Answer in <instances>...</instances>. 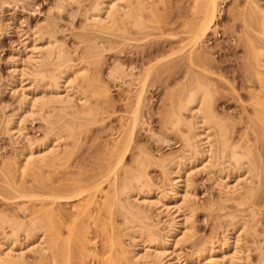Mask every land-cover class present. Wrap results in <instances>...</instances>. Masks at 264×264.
Segmentation results:
<instances>
[{"label":"rangeland","instance_id":"374dc122","mask_svg":"<svg viewBox=\"0 0 264 264\" xmlns=\"http://www.w3.org/2000/svg\"><path fill=\"white\" fill-rule=\"evenodd\" d=\"M71 1L72 0H0V168H3V166H5L4 169L6 167L8 168V165L6 166V164H9L10 161L12 162L13 160H17L18 156L16 155H19L21 151V145L16 143L14 144V142L6 135L4 128L8 119H10L13 114L17 113L19 107L17 95H15L11 90L12 85V87H15L14 83L12 84L11 82L16 77V74L13 72L15 68H13L12 66V61L16 58H19L20 56L21 58H24L25 52L22 53L24 51V48H22V41L24 39L29 40L33 31H42L41 33L43 34L47 33L53 36V38H55L58 43L61 44L64 51L66 50L67 54H69L68 56L69 58H71V61L74 65L79 64L82 60H86V62L89 64L88 68L89 66H91L89 68V71L93 70L91 72L95 74L96 77L97 75H99L97 79L100 78L101 83L103 82L102 85L104 84V86L107 87V90L109 92L107 98H110L108 100L110 101L111 105L107 107V104H105L104 108L108 109H106L105 111L103 110V114L98 112V114L93 117V121L92 119H89L90 121H84L86 124L83 125L84 122L80 124V127L76 129L77 132H75V138H78L75 139V141L73 140V143L75 144L76 142L77 146H74L72 142L67 143L66 140H64L66 141L65 143H62L63 139L60 141V144H62V150H65L67 148V150H69L72 148L71 145H73L76 151L74 150V148H72L71 151L73 153H67L70 154V156H68V160L69 157L70 160L67 162V164L69 163L67 166L66 164L63 166H66V169L63 168V170L65 171H62L60 170L61 168H59L57 174L58 172H61L58 175L55 173L56 175L54 174L55 176L51 177L53 178V180L60 177V179L56 180V183L52 180L55 185H60L61 182L62 184H64L63 182H66L67 184L64 185L67 186L61 184L62 188L68 186H71L72 188V186H75L77 188L76 191L79 189L77 187L78 184L81 185V183L83 184V182H85L84 184H86V181L91 180V182H93L98 180L97 182L102 185L100 186L102 189L104 188L103 190L105 191H103V194H101L102 196L107 193L106 191L109 192L110 190L109 187L105 185L107 184V180L103 179L107 178V176H104L105 172H103L104 175L102 174L103 180L98 176H101L100 174L102 172L100 173V171L105 169L106 163L109 159L108 156L110 157V153L112 151L111 149H113L114 142L117 141L116 139L119 140L122 139L123 136H126L125 138H127L128 136L127 132H129V125L126 124V122L130 123V120H132L131 117L133 116V113L135 111V101H137L136 95L139 92L146 70L157 59L171 55L170 58L166 59L164 65L162 64L163 66L157 67V69L152 72L151 76H149V79L146 82L147 87L144 88L145 92L141 97V105H139L137 110V118L139 121H137L138 123L135 126L134 132L132 134V142L129 146L131 148H129L128 154L125 158V163H128L127 165H131L132 163L130 162H134L131 161V159H136L135 156L138 158L140 154L143 155L142 153H147L148 155L150 154V156L155 159L165 158L168 156H180L183 150V144L181 142L179 134L175 131L170 130L171 128L169 126H164V124H166V116H168L167 112L169 113L171 111L172 106L176 108L177 106H175V103L178 104L181 99L183 100L185 98L184 96H186L185 94L189 92V90H193V87H190L193 85L196 86V80H200L199 82L204 83L205 85L207 84L211 96L213 95L212 101H214V110H216V113H218V115L223 118L224 121H228L226 123V126L230 127H228V130L230 131L229 138H232L231 141H233V143H240L239 145H241V148L245 147L250 153L249 160H251L250 162L253 163L255 168L250 178V183L252 185L249 183V185H251L249 187L253 189V193L252 190H250V198L253 199H250L249 196H247L249 200H246L245 204L240 207L235 204L238 203L235 202L237 199L230 198V201L228 199L224 201L225 197H222L223 195H221L217 190V187L214 186L211 177L209 178L208 175L204 172L200 174L197 173L196 176L194 175L195 177H192L191 183L193 186L192 189L198 200L196 204L197 206L195 207L192 214L193 221L191 220L193 222L192 233L194 237L188 240V242H183V245L181 244L179 248L181 251L179 252V258L177 261H173L172 264H210L208 263V261L201 262L194 259L196 254L199 252L198 250L202 249L204 243H207L208 241H212V245L216 246L217 242L221 240L223 234L232 232L231 225L234 222L238 224V222H241L243 219L245 220L244 222L247 221V224L250 223L249 226L246 224V228L244 229L245 235L241 236L244 238H242L243 240L240 241L242 242L240 243L242 249L241 251L243 252L242 257H244L245 259L244 264H264V240L262 238L263 236L260 235H263L264 233V131L263 127L259 125L260 123L258 121L256 122V120L254 119L256 118L255 115H257L258 113V110L255 111L256 107L261 111L264 110V102H261V100H264V96H262L264 95V68H254L256 70V74L252 66H250V68L248 67L249 65L247 61L249 60L247 59L249 56H246V54H248V51H246L245 53V50H247V41L245 40V38L247 39V36L246 32L245 34H243V31L247 30V28L245 26L243 28L245 22H242V19L245 18L246 14L245 11L244 18H242V10H244L246 7V0H244V2H242V0H237L238 2H236V0L218 1L219 11L217 12V17L215 18L214 24L212 25L211 29L207 31L202 39L203 41L201 40V43L199 44V47L196 51L198 54H200V58L202 59L199 58V61L197 63H195L194 61H197L198 59H195L193 61L195 65H193V63H190L191 65L189 64V62L185 58V55L187 53H185L184 51L182 52H184L185 54L180 53L178 55V49L181 48V46L185 43L186 35L184 37V34L186 32V28H189V23L193 20L191 18L194 17L192 13L194 12L193 10H195V8L192 7L194 6V0L193 2L192 0H165V3L162 0H150V6L153 4L152 6L154 7L151 6L152 8L150 7L148 9V11L150 9L151 11L145 12L144 14V21L147 25L144 24V27L142 28L143 31H138L142 32V35H135L137 33L135 31L133 33H129L130 35L128 34V36L127 34H124L125 37L121 36V34H118L119 32L116 31H114L115 33L113 32L115 35L114 36L113 33L109 35H101L92 34L87 29L84 30V28L87 27L86 25H84V12L86 13L87 8L90 9L94 2H96V0H78L79 2L77 4L73 2L71 3ZM257 2H259V0H257ZM260 2L263 4L262 8H264V0H260ZM154 3L160 4L155 5ZM238 3H240L239 5L241 7L237 6ZM261 3L260 6L262 5ZM60 4H63V7L60 11H58L57 7ZM154 8L155 10H153ZM236 8L239 11L241 9L242 10L240 12H235ZM234 9L235 14L233 13ZM236 13H238L239 15L236 16ZM240 15L241 17H239ZM187 19H189V22L187 21ZM131 30L133 31L134 29L131 28L130 31ZM250 30H247V33L253 32L252 35H256L258 37V35L254 31ZM182 31H184V33ZM243 35H245L246 37ZM256 36H254V38H256ZM94 38L96 41H93ZM180 39H182L184 43L181 42ZM243 39L245 40V42L243 41ZM256 41H258V38ZM259 41L257 42V44H262V42ZM181 43L182 45H180ZM245 47L246 49H244ZM175 51L178 53H173ZM89 52L93 56L90 55ZM160 55H162V57ZM79 58H81V61ZM186 62H188V66L190 65L191 68H189L190 66H187ZM18 65L21 66L22 64L18 63ZM92 65L94 67H92ZM172 67L174 69H169ZM94 71H96L98 74ZM98 83L101 85L100 82ZM260 93L262 95L257 96ZM96 97L92 96L91 98L95 100ZM257 97H261L263 99ZM177 101L179 102L177 103ZM110 103L108 102V104ZM261 103L263 106L261 105ZM253 106L256 107L254 108ZM174 107H172V109H174ZM101 110L102 109H100V111ZM97 116L99 119L97 118ZM101 117L103 119H101ZM40 121L37 119H28L27 122H25V133H27V137H29V139L31 138L33 141H39L43 139L45 132L47 133V131L49 132L51 130L50 126L48 127L49 130H47V127L44 126V122H42V120ZM87 122L90 124H88ZM250 124L253 126L257 125V129H255L256 126L251 129ZM55 126L57 125L55 124ZM55 126L53 129L56 128ZM166 127H169V129H167ZM258 128L260 132L263 131V134L258 133ZM125 129L128 131H126ZM123 132L125 133L124 135ZM113 140L115 141L113 142ZM69 144H71L70 147L68 146ZM136 150H140L137 151L138 156L135 155V153L137 154ZM133 156L134 158H132ZM4 161H8L9 163L5 162V164ZM227 162V160L222 162L224 163V167L223 164L222 167L220 166L221 168H223L221 169L222 171L227 169V167L225 168V163L226 165H229ZM255 162L257 163V165ZM158 165H155V163H150V165H148L147 167L148 170L146 168V172L148 179L154 185L161 186L163 177L161 173L162 170L160 169L161 167ZM68 166L71 167L67 168ZM228 167L229 170L232 169H230L232 165ZM7 168L5 169V171H7ZM229 170L227 169L226 171L228 172ZM95 173H99V175ZM3 174L4 172H2L1 170L0 213H15V217H19L18 220L24 221V223L28 222L31 219V216L34 215L33 213H35V211L39 209V205L41 203L37 201H40L39 198L41 196L42 188L38 189L40 187L36 186V182H33L34 178L36 177L35 179L37 180L38 176L33 175V179H30L31 176L30 178H28L29 176L27 175L26 177H23V179L21 178L23 184L25 180V185L27 186L24 187L25 189L27 188V192L30 193L28 194L27 192L23 191V193H19V190L16 189L17 184L20 185H17V188L18 186L19 188H21L22 183L20 184V177H17L19 178L16 179L17 181L14 180V183L16 182V184L14 185L8 173L7 175L9 177L7 176L8 179L6 180ZM92 174L93 176H90ZM62 176L64 179H62ZM91 177L93 179L97 178V180H93L91 179ZM72 178H74V180ZM78 179H81V183L75 182ZM8 180L11 181H9L8 183ZM68 180H70V183L73 182V184L68 183ZM8 184H10V186ZM88 184H90V182L85 186H87ZM28 186H31L33 192L31 190H28ZM81 186L82 188H85L84 185ZM106 187L108 189H106ZM38 190L41 191L38 192ZM67 191H64L66 193L65 197H69L67 195H71L74 193ZM97 192L95 193L96 198L99 197L101 203H103L104 198L102 200V196H100V193ZM147 192L148 190L146 189L144 193ZM37 193H40V195ZM111 193L112 192L107 194L111 195ZM254 193L255 196H253ZM24 194H26L27 196ZM18 195L21 196L17 198ZM22 195H24L25 198H23ZM28 196L30 197V200ZM35 196L38 198V200L37 198H35ZM26 199L29 201H27ZM74 199V197H72V199L71 197H69L68 200L66 199L65 201H57L56 203L58 205L56 203L55 205L58 206L59 209H57L55 205L54 207L52 206L53 208H55V210L57 209L59 210V212H61L59 214L57 212V214L60 216L59 218H61L60 221L65 225L64 228H62L63 234L61 240L64 243L62 242L63 244L61 243L62 245L60 244V246H63L61 247L62 251L66 250L65 252L67 254L64 252L63 256L64 260L68 257L69 262L66 259L67 264H108L110 261L113 262L114 260H116V251L114 247H111L113 245V243H111L112 240L108 238L110 235L109 231L114 233L119 230L120 232L118 231L117 233H119V235L120 233L122 234L120 236L125 246L128 249H132L131 242L125 236V230L127 231L129 225L127 227L123 226L122 228L123 224L121 222H123V219L121 220L122 217H120L117 210L115 211L116 208L113 207L114 205L110 204V206H108L110 207V211H108L106 210V207H102L104 205H100V202H98V200L97 202L99 204L97 206L102 207V209L104 208L103 212L102 210H100L101 212L98 210L100 214H96L97 218L98 215H100L98 219L101 222L95 218L94 220L97 221L95 222V225H93V218L96 217L94 212L96 213L95 209L97 208H94L96 206H91L90 210H95L94 212H91L92 214H94V216L92 217V222H90L91 220L88 222L87 218L85 219V217L83 218L81 216L82 219H84V221L86 222V224L84 225H88L89 223L88 226H84V228L81 227V229L84 231V234L80 233L81 238L78 237V234L75 236L74 234H72L73 236L71 235L72 237L70 236L71 238H69L67 233L69 226L72 225L70 226V228L73 227L75 229V227L77 228L79 224L82 225L80 221L84 223L81 218H78L80 214L75 213L78 212L77 209L79 208H81L80 210H82V207L79 206L80 204H78L81 203L82 199ZM22 204L27 207H25V209L21 211L19 209L24 206H21V208L19 206ZM246 204H248L249 206ZM33 205L36 206L33 207ZM31 207L34 209L33 211ZM35 207H37V209ZM247 207L252 209L254 208L253 211L258 213L255 214L257 215L254 217L255 219L250 218L252 216L251 214H249L250 212L247 210ZM111 209H113L116 213H114L113 210V213H111ZM30 212L33 213L31 214ZM15 214L6 215L14 217ZM111 214H113L112 217L108 218ZM75 215H79L76 216V219L78 218V220L80 219V221L74 222L76 220H73L75 218ZM231 216L235 220L232 219ZM35 217H32L31 220H34ZM62 218L64 219V221ZM153 221L155 223H158L157 230L159 229V232L157 231V233L159 235H163V233H165V230H167V224L165 222L166 217H164V215L159 216V218L157 219L153 217ZM105 222L107 224H105ZM99 223L100 226L96 225ZM81 225H79V229ZM104 226H106V228H109L110 230H105ZM115 226L117 228H115ZM136 226L137 225L133 227L137 229L138 227ZM247 228L248 230L246 232L245 230ZM6 229L5 231L8 232L9 229ZM74 231L76 232L78 231V229ZM102 234L104 236L108 234V236L104 237ZM76 236L79 239L75 238ZM67 238H69L70 241L72 239V242L69 243ZM106 238H108L109 240ZM75 240L77 242H75ZM18 241L19 243H23L25 241V236L23 233H20L18 235ZM65 244H69L68 247L66 245V248H68V250L63 249L65 248ZM111 256H114V259ZM35 259L38 260V257L30 253H25V261L28 264L39 263ZM61 260H63V258ZM63 263L65 264V261L61 264Z\"/></svg>","mask_w":264,"mask_h":264},{"label":"bare ground","instance_id":"6f19581e","mask_svg":"<svg viewBox=\"0 0 264 264\" xmlns=\"http://www.w3.org/2000/svg\"><path fill=\"white\" fill-rule=\"evenodd\" d=\"M162 1L164 2L165 0ZM218 1L220 0H194V6H192L195 8V10H193L194 12H192L194 17L191 16L192 17L191 19L193 20L192 21L190 20L191 21L189 23L190 26L189 28H186V32L184 34V37L186 35L185 43L182 40L184 38L180 39V41L183 42L184 44L183 45L182 43L180 44L182 46L181 48L178 49L179 53L176 51L173 52V53H178V55L180 53L182 54L187 53L185 55V58L189 62V64L190 63L192 64L195 59H198L197 61L196 60L194 61L195 63L199 61L200 54H198L196 51L197 48L199 47V44L201 43V40L203 39L207 31H209L212 25L214 24L215 18L217 17V12L219 11ZM72 2L77 4L79 1L72 0L71 3ZM236 2L238 1L236 0ZM242 2H244V0H242ZM259 2H257V0H246L245 5L247 8L244 5L245 9L242 10L243 7L241 9L243 11L242 18H244V13L246 11L244 18L246 21L242 19V22H245L243 28L245 26L248 31L251 29L258 35L257 37L256 35H252L253 32L247 33V30L243 29L244 30L243 34H245L246 32V36H247V39L245 38V40L247 41L246 44L247 50H245V53L246 51H248L247 52L248 54H246V56L249 57L248 59L246 57V59L249 60L247 61L249 65L248 67L250 68V66H252L253 69L254 68L258 69L262 67L264 68V8H262L263 4L260 2L262 4L260 6ZM149 3H151L150 0H96V2H94L91 8L90 9L87 8L86 13L84 12L85 14L84 25L87 26L86 28H84V30L87 29L92 34H101V35H105V34L109 35L112 34L114 31L119 32L118 34H121V36H124V34H127L128 36L129 33H133L135 31L137 32L136 34L134 33L135 35H142V32H138V31L140 30L143 31L142 28L144 27V24H146L144 21L145 19L144 14L145 12H150L151 9L149 11L148 9L153 5L152 4L150 6ZM239 4L240 3H238L237 6H240ZM62 7L63 4L58 5L57 10L60 11ZM153 10H155V8ZM234 11L235 9L233 10V13ZM237 11L239 10L236 8L235 12ZM238 13H236V16L240 14ZM239 17H241V15ZM187 21L189 22V19H187ZM131 28L134 30L130 31ZM41 32L42 31H33L31 33L32 34L31 37L30 38L27 37L29 38V40L22 39L23 40V41L21 40L23 43L22 48H24V51L22 50L23 51L22 53L25 52V56L24 58H21L20 56L19 58H16L12 61V66L13 68H15L14 70L13 69L12 70L16 74V77L11 82L12 84L14 83L15 85V87H12L13 85L11 86V90L15 95H17L19 107L17 113L13 114V116L10 119H8L4 129L6 135L14 142V144L16 143L21 145V151L19 155H16L18 156L17 160L12 159L13 161L12 162L10 161V163L8 161H4V163L5 162L9 163V164L5 163L6 166L8 165V168L6 167L7 171H5L6 168L4 169L5 166H3V168H0L2 172H4L3 175L5 176V180L8 179L7 176L9 175L13 183L14 180L19 179L17 177H20V184L21 183L23 184V181L21 180L23 179V177H26V175L29 176L28 178H30L31 176L30 179H33L34 176L37 175L38 176L37 180L35 179L36 178L35 177L33 182H36L37 183L36 186L40 187L38 189L42 188L41 196L39 198L40 201H37L41 203L39 205V209L36 210L35 213L32 212L34 215L31 216V219L36 215L35 219L34 218H33L34 220L30 219L31 221L29 220L30 222L29 221L25 222L26 224L24 223V221L18 220L19 217H15L16 216L15 213H11V212L6 213L8 215L15 214L14 217L12 216L10 217L7 216L6 214L0 213V264H28L25 261V253H30L37 256L38 260L35 259L39 262L37 264H61L64 261L65 264H67L66 259L68 261V257L65 258L64 260V256H63L64 255L63 253L66 250L62 251L61 247L63 246H60V244L63 242L61 241L63 234L62 228H64L65 225L63 222L60 221L61 218H59L60 216L58 214L61 212L57 210L59 209V207L56 206L55 203L60 200H64V201L66 199L68 200L69 197H71V199L72 197H74L75 199L76 198L82 199V201L79 199L81 203H78L80 204L79 206L82 207V210H80L81 208H79L77 209L78 212H75L77 214L79 213L80 216L75 215V218L73 220L76 219V216H79L78 218H81L82 221H84L82 217L83 218L85 217V219L87 218L88 222L90 220H91L90 222H92V217L94 216V214L96 217H94L93 220L95 218L99 220L98 218L100 217V215H98L97 218L96 214L98 213L100 214L101 212L100 210H102L103 212L104 208L102 209V207H106L107 208L106 210L110 211L109 209L110 207L108 206H110V204H113L114 205L113 207L116 208L115 211L117 210L120 217H122L121 220L123 219L124 223L120 221L123 224L122 228L123 226L126 227L128 225L130 226V227L128 226L127 231L125 230V236L131 242L132 249H128L125 246L120 236L122 234L120 233L119 235V233H117L119 231L118 229H116L118 231L113 233L109 231L110 230L109 228L108 230L106 226H104L105 227L104 229L108 230L110 233L108 238L112 240L111 243H113V245L111 244L112 245L111 247H114L116 251L115 252L116 260H114L113 262L110 261L108 264H172L173 261L178 260L179 252H181L179 249L181 244L183 245V242L185 241L188 242V240L194 237L192 233V229H193L192 214L194 212L195 207L197 206L196 204L198 200L192 189L193 186L191 180L192 177L194 175L196 176L197 173L200 174L204 172L208 175L209 178L211 177L214 186L217 187L219 193L223 195L222 197H225L224 198L225 200L223 199L224 201H226V199L229 200L230 198L237 199L238 201L236 200L235 202L238 203H235L234 201L233 202L240 207L245 204L246 200H249V198L251 197L250 190H252L253 193V189L249 187L252 185L250 183V178L253 170L255 169L253 163H251L250 162L251 160H249L250 153L248 149H246L245 147L242 146L245 149L241 148V145H239L240 143H233V141H231L232 138H229L230 131L228 130L230 127L228 126L229 127L228 128L226 126V123L228 121L227 122L226 120L224 121V119L221 118L218 115V113H216V110H214L213 108V102H214L212 101L213 95L211 96L207 84L205 85L204 83L199 82L200 80L199 81L196 80L195 82L196 86L193 85L190 87V88L193 87V90H189V92H187L188 94L187 93L185 94L186 96H184L185 98L183 100L179 98L181 99V101L180 102L177 101V103L179 102L178 104L175 103V106H177L176 108L172 106L174 107V109H172L171 107V111L169 113L167 112L168 116H166L167 118L165 119L166 124H164V126L165 125L169 126L171 128L170 130L175 131L176 133L179 134V137L183 144V148H182L183 150L181 149L182 150L181 155L174 157L168 156L165 158L155 159L152 158L150 154L148 155L147 153H146L147 155L144 153H142L143 155H141L139 153L141 156L140 155L138 156L137 151L140 150H136L137 154L135 153V155H137L138 158L135 156L136 159L134 160L131 159V161H134V162H130L132 163L131 164L132 166L127 165L128 163L127 164L125 163L126 162L125 158L128 154L129 148H131L129 147L130 143L132 142L131 137L134 132L135 126L138 123L137 121H139L137 118L138 115L137 110L139 105H141L140 101L142 95L145 92L144 88L147 87L146 82L148 81L149 76H151L152 72L156 70L157 67L163 66L166 59L170 58L171 55L165 57H162V55H160L162 58L158 56L160 59H157L154 63L151 64V66L147 68L144 78L142 80L141 87L137 94L138 96L136 95L137 101H135L136 103L134 106L135 111L133 113V116L131 117L132 120H130L131 122L128 121L129 119L126 120L130 122V123L126 122V124L129 125V132H127L128 136L127 138H125L126 136H123L122 139L119 140L116 139L117 141L113 140V142L114 141L115 142L113 149H111L112 151L110 153V157L108 156L109 159L106 163L105 169L100 171V173L102 172L100 174L101 176H98L101 177L102 179V176L104 175L103 172H105L104 176H107V178H103V179L107 180L106 181L107 184L105 185L108 186L110 190L109 192L108 191L106 192L108 194L112 192L111 195H108L107 193H105L104 196L101 195L103 194L104 188L103 189L101 188L102 185L99 182H97L98 181L97 178H94L97 181H93V182H91V180L86 181L87 183L90 182V184H88L87 186H85L87 183L86 184H84L85 182H83V184L81 183V179L76 180L75 181L76 183L80 182L81 185L85 186V188H82L81 185L78 184L79 185L78 186L76 184L77 187L79 188L77 191H76L77 188L75 186H74L75 189L73 186L72 188L71 186L62 188V185L67 184L66 182H63L64 184H62L61 182L60 183V185L62 184L61 186L59 184L55 185L53 181H55L56 183V180L60 179V177L55 180H53V178L51 177L57 174L59 168H61L60 170L65 171L63 170V168L66 169V166L69 164V163L67 164V162L70 160V157L68 160V156H70L72 152L71 151L72 148H74L75 150V147H73V145L71 144L68 145L69 147L70 145L72 146L71 149L67 150L68 148L66 146L67 149L62 150L61 149L62 144H60L61 143L60 141L63 139L62 143H65L66 141L67 143L68 142L73 143L75 139L78 138V137L75 138L76 136L75 132H77L76 129L80 127V124L84 121L86 122L89 119L90 120L92 119L93 121V117L96 116L98 112L103 114V110L105 111L106 109H108V108L106 109L104 108L105 104H107V107H109L111 103L108 100L110 98L109 97L107 98L109 93L107 87H105L104 84L102 85L103 82L101 83L100 78L97 79L99 75H97L96 77V75L91 72L93 70L89 71V68L91 66H89L88 68L89 64L86 62V60L81 61V58H79L81 62L79 61L80 62L79 64L74 65L71 61V58H69L68 56L69 54H67L66 50L64 51L61 44H59L58 41L55 38H53V36L47 33L43 34ZM182 32L184 33V31ZM250 33L252 36L250 35ZM254 36H256V38H254ZM257 38L258 41L260 40L259 42H262V44L259 43H258L259 45L257 44L258 42L256 41ZM94 40L95 38L93 39V41ZM245 40L243 39L244 42ZM244 49H246V47ZM182 51H184L185 53ZM17 62L22 65L19 66ZM188 62H186L187 66H188ZM193 65L195 64L193 63ZM92 67L94 66L92 65ZM189 68H191V66ZM169 69L172 70L174 68L172 67ZM255 69L254 71L256 73ZM94 72L97 73L96 71ZM98 82H100L101 85ZM259 95L261 96L262 94L260 93L257 96ZM92 96L94 97L97 96L98 99L96 97V99L94 100L91 98ZM257 98L263 99L261 97H257ZM108 102L110 104H108ZM261 102L263 103L264 100H261ZM100 109L102 110L100 111ZM256 110H258V113L257 115H255L256 118L254 119L256 120V122L258 121L260 124L259 123H255V124L261 125L264 131V112H263L264 110L261 111L257 107L255 111ZM28 119L30 120L37 119L39 121L42 120V122H44L45 124L44 126L47 127L46 129L49 130L48 127L50 126L51 130L49 132L47 131V133L45 132L44 138L42 137L43 139L39 141H33L31 138L29 139V137H27V133H25L26 132L25 122H27ZM101 119L103 118L101 117ZM85 122L83 123V125L86 124ZM55 124L57 126H55ZM54 126L56 127L55 129H53ZM251 126H250L251 129H253L255 126H256L255 129H257V125L254 126L251 125ZM169 127L166 128L169 129ZM257 131H259V128ZM262 132L259 131L258 133H262ZM124 134L125 133L123 132V135ZM75 145L76 142L74 146ZM132 158H134V156ZM225 159L228 161L227 163L229 164L226 165L225 163V168L227 167V169L229 170L228 166L232 165V167H230V169L231 168L232 169L229 170L228 172L226 171L227 169L223 171L221 170L223 169L221 168L222 164L224 167V163L222 162L226 161ZM150 163H155V165L159 164L158 166L161 167L160 169L162 170L161 173L163 177L161 186L154 185L148 179L146 168L148 167V165H150ZM65 164L66 166L63 167ZM70 167L68 166L67 168ZM218 167L220 170L218 169ZM60 172H58V174ZM95 174L99 175V173H95ZM90 176H93V174ZM62 179H64L63 176ZM72 179L74 180V178ZM91 179L93 178L91 177ZM11 180H8V183ZM37 181L40 183H38ZM68 181H69L68 183H70V180ZM249 183L251 185H249ZM10 184L8 185L10 186ZM15 184L16 182L14 183V185ZM22 184H21V188H19L20 186L19 184H17L19 185L18 188L16 185V189L19 190V193L22 191L27 192V188L25 189V187L27 186L25 185V180L23 186ZM70 184H73V182H71ZM106 189L108 188L106 187ZM146 189L148 190V192L144 193ZM28 190L29 191L31 190L33 192L31 186L28 188ZM65 190L66 191L69 190L71 193L72 192L74 193L73 194L70 193L72 196L67 195L69 197H65L66 196V193L64 192ZM40 191L41 190H38V192ZM96 192L100 193V196H102L101 197L102 200L104 198L103 203H101L99 197H98L99 200L98 198H96L95 196ZM27 193L30 194L29 192ZM37 194L40 195V193ZM24 195H22L23 198H25ZM20 196L21 195H18L17 198H19ZM247 196H249V198H247ZM253 196H255V193ZM28 198L30 200L29 196ZM35 198L37 197L35 196ZM97 200L98 202H100V205L102 204L104 206L98 207L97 205L99 203L97 202ZM224 201H220V202H224ZM23 204L19 206L20 208L21 206H24L22 207L23 209L22 208L19 209L21 211L24 210L25 207H27ZM54 205L57 207L56 209L57 211L55 210V208H53ZM34 206L36 205H33V207ZM91 206L93 207L96 206L94 207L97 208L95 209L96 213L94 212L95 210L93 208H92L93 211L90 210ZM35 208L37 209V207ZM253 209L252 208L247 209L250 212L249 214H251L252 216L250 218H254L255 216H257L255 214H258L257 212L253 211ZM33 210L34 209L32 208V211ZM112 210L113 209H111V213H113ZM115 211L114 213H116ZM91 212H94V214H92ZM112 215L113 214H111L108 218L112 217ZM150 215L152 220L150 218ZM162 215L166 217L165 222L167 224V230H165V233H163V235H159L157 233V231L159 230V229L157 230L158 223H155L153 221V217L157 219L159 218V216ZM78 218L74 222L80 221V219L78 220ZM232 219L234 218L232 217ZM97 220L93 221L94 222L93 225H95V222ZM244 221L245 220L243 219L241 222L239 221L238 224L234 222L235 224L233 223L232 224L233 226L231 225L232 232L231 233L224 232L225 234L222 235L221 240L217 242L216 246L212 245L213 244L212 241H208L207 243L205 242L204 245L202 246L203 248L201 247L202 249L198 250L199 252L196 254L194 259L199 260L201 262L208 261V263L210 264H244L245 259L244 257H242L243 252L241 251L242 249L240 245V243H242L240 241L243 240L242 238H244L241 236L245 235L244 229L246 228V224H247V221L246 222ZM80 223H82L83 225L82 226L81 224H79L81 225L80 229L81 227L84 228V226L86 227L89 225V223L88 225H84L86 224L85 221L84 223L80 221ZM133 223L137 225L136 226L138 227L137 229L133 227L135 226ZM105 224L107 223L105 222ZM249 224L247 225L249 226ZM79 225L77 226V228L73 225L75 229L73 227L70 228V226L72 225L69 226V229L67 228L68 229L67 233L69 238L73 236L72 234H74V236L78 234V237L81 238L80 233L84 234V231L82 229H81L82 231L79 229ZM96 225L100 226V223ZM116 226L115 228H117ZM6 228L9 229L8 232L5 231ZM248 228L245 230L246 232ZM77 229L78 231L75 232L74 230ZM20 233H23L25 236V241L23 243L21 242L19 243L18 241V235ZM260 235L263 236L262 238L264 240V233L263 235L262 234ZM105 236H108V234ZM78 237L76 236L75 238L79 239ZM69 238H67V240L70 243L72 242V239L70 241ZM76 240L75 242L78 241ZM66 245L67 244H65V248L63 249L68 250V248H66ZM62 258L64 261L61 260ZM112 258L114 259V256Z\"/></svg>","mask_w":264,"mask_h":264}]
</instances>
